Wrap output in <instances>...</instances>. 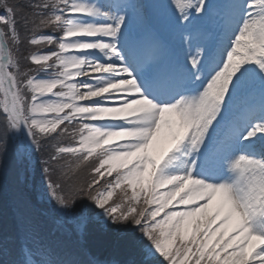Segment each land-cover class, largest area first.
Returning a JSON list of instances; mask_svg holds the SVG:
<instances>
[{"label": "snow or ice", "instance_id": "6c2138e0", "mask_svg": "<svg viewBox=\"0 0 264 264\" xmlns=\"http://www.w3.org/2000/svg\"><path fill=\"white\" fill-rule=\"evenodd\" d=\"M0 264H264V0H0Z\"/></svg>", "mask_w": 264, "mask_h": 264}]
</instances>
